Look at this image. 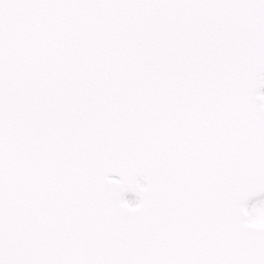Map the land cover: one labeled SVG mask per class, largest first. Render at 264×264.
I'll return each instance as SVG.
<instances>
[{
  "label": "snow or ice",
  "instance_id": "6c2138e0",
  "mask_svg": "<svg viewBox=\"0 0 264 264\" xmlns=\"http://www.w3.org/2000/svg\"><path fill=\"white\" fill-rule=\"evenodd\" d=\"M0 264H264V0H0Z\"/></svg>",
  "mask_w": 264,
  "mask_h": 264
}]
</instances>
